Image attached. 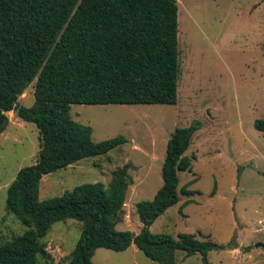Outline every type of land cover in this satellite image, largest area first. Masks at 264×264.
Masks as SVG:
<instances>
[{
  "label": "trees",
  "instance_id": "16d2710c",
  "mask_svg": "<svg viewBox=\"0 0 264 264\" xmlns=\"http://www.w3.org/2000/svg\"><path fill=\"white\" fill-rule=\"evenodd\" d=\"M178 0H0V135L16 112L40 130L38 162L22 169L8 190L6 209L27 230L0 245V264H41L53 224L81 223L68 264H94L99 249L125 252L135 245L158 264H177V253L208 255L225 247L209 237L152 234L151 226L181 201L180 173L200 124L175 130L168 142L162 188L137 205L140 234L118 231L132 179L130 165L111 184H85L40 200L42 180L87 158L109 154L124 137L95 143L92 129L75 122L72 105H176L181 74ZM33 85L35 103L19 105ZM255 128L264 133V119ZM190 186V185H189ZM184 195L193 193L185 188Z\"/></svg>",
  "mask_w": 264,
  "mask_h": 264
},
{
  "label": "rangeland",
  "instance_id": "374dc122",
  "mask_svg": "<svg viewBox=\"0 0 264 264\" xmlns=\"http://www.w3.org/2000/svg\"><path fill=\"white\" fill-rule=\"evenodd\" d=\"M181 74L176 105H72V119L92 129L95 143L124 137L109 154L87 158L46 176L40 200L60 197L85 184L108 187L113 173L130 165L132 185L118 231L140 234L137 205L152 201L164 184L168 142L178 128L194 123L186 155L192 170L180 173V197L151 226L152 234L209 237L225 247L209 264H264V0H178ZM182 18V22L180 19ZM182 28V40L180 38ZM35 103L31 85L19 105ZM0 135V245L27 228L7 211L8 190L19 172L38 162L41 134L33 123L8 113ZM190 185V186H189ZM191 191L184 195L181 189ZM81 236V223L53 224L43 240L50 258L41 264H68ZM94 264H158L135 245L125 252L99 249ZM177 264H204L200 254L177 253Z\"/></svg>",
  "mask_w": 264,
  "mask_h": 264
},
{
  "label": "bare ground",
  "instance_id": "6f19581e",
  "mask_svg": "<svg viewBox=\"0 0 264 264\" xmlns=\"http://www.w3.org/2000/svg\"><path fill=\"white\" fill-rule=\"evenodd\" d=\"M180 22H182V19H180ZM182 28H180V38H181V40H182V38H183V36H182Z\"/></svg>",
  "mask_w": 264,
  "mask_h": 264
},
{
  "label": "crops",
  "instance_id": "0c3cea01",
  "mask_svg": "<svg viewBox=\"0 0 264 264\" xmlns=\"http://www.w3.org/2000/svg\"><path fill=\"white\" fill-rule=\"evenodd\" d=\"M182 19V18H181Z\"/></svg>",
  "mask_w": 264,
  "mask_h": 264
}]
</instances>
